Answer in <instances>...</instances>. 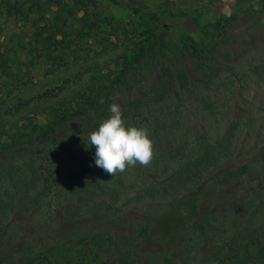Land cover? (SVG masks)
Listing matches in <instances>:
<instances>
[{
  "label": "rangeland",
  "instance_id": "rangeland-1",
  "mask_svg": "<svg viewBox=\"0 0 264 264\" xmlns=\"http://www.w3.org/2000/svg\"><path fill=\"white\" fill-rule=\"evenodd\" d=\"M123 1L160 12L174 34L199 37L201 25L225 20L227 27L215 33L226 40L223 67L207 81L197 78L189 61L160 69L164 76L186 70L190 83L162 104L123 114L126 126L148 129L154 158L148 167L137 163L114 177L95 164L89 133L99 125L69 138L75 124L54 128L43 97L69 99L87 88L154 25L109 0H62L27 19L0 15V51L10 58L9 75L0 76V264H14L24 249L61 242L68 252L77 232L89 238L98 233L89 240L93 244L148 222L151 235L138 246L136 264H160L164 252L188 245L186 255L177 253L179 264H221L208 260L210 247L188 226L187 214L168 213L173 204L201 192L200 181L171 180L206 144L216 146L208 155L211 167L192 175L207 179L221 166L254 164L255 176L204 191L198 203L201 218L214 228L212 241L224 247V256L236 254L225 264H254L245 245L256 227L264 228V0ZM96 15L103 20L100 26L93 25ZM124 100L119 97L117 104ZM14 135L28 148L5 150ZM81 147L86 165L108 190L92 191L72 181L69 164ZM105 200L120 210L111 213L97 205ZM90 264H110V259L102 255Z\"/></svg>",
  "mask_w": 264,
  "mask_h": 264
},
{
  "label": "trees",
  "instance_id": "trees-1",
  "mask_svg": "<svg viewBox=\"0 0 264 264\" xmlns=\"http://www.w3.org/2000/svg\"><path fill=\"white\" fill-rule=\"evenodd\" d=\"M109 1L115 5L124 6L135 15L144 18L154 25V29L139 34L138 40L134 44H127L124 53L114 59V67L109 68L103 77L94 76L96 78L91 79L87 88L74 92L69 99H57L52 95L43 97L44 101L49 103L47 110L52 117L51 125L54 128L75 124L76 130L70 133L69 138H73L74 134L81 135L108 119L111 115L110 105L117 103V99L121 96L125 97V100L120 104L121 110L124 115H130L140 112L148 106L164 103L189 85L190 76L186 70H181L174 76H164L160 75L162 67L189 61L195 75L202 81L213 79L219 69L223 67V46L226 40L222 35L215 33L221 32L227 27L224 23L225 20L201 25L199 37L187 32L174 34L160 12H150L123 0ZM26 4L29 5L27 9L25 8ZM61 4L62 0H0V15L5 14L7 18L27 19L34 10L38 11L45 6L52 7ZM256 13H263V11H256ZM228 20L236 21L237 16ZM102 23L103 20L98 15L94 16V26H100ZM1 36L2 32L0 31ZM9 62L8 54L0 51V76L9 75ZM215 71H217L216 74ZM138 88L141 90L140 94L131 97V94ZM101 100L103 103L100 102ZM21 138L16 135L12 136L11 143L4 149H7L9 153L27 149L28 143L21 142ZM208 145L210 144H206V148H201L197 157H191L184 161L171 180V183L174 184L200 181L199 183H202L201 192H196L195 195L185 198L180 203L173 204L168 213L175 216L187 214L188 226L202 244L210 247L211 252L208 260L213 263L221 261V264H225L226 262L230 263L236 254L234 250H231L228 255L224 256V247L214 240L212 241L214 228L207 218H201L198 203L204 191L230 188L240 181L255 176V167L253 163L232 168L221 166L214 176L207 179L204 178L203 173L192 175L193 171L197 172L211 167L208 155L216 146ZM80 150V158L74 157L69 164L72 181L77 185L79 183L81 187L86 184L84 187L93 189L92 191L98 188H100L99 190H108L107 187L101 186L94 174V169L90 165H86L83 147ZM94 195L96 194L94 193ZM114 203L105 200L97 202V205L112 213L115 210H120L114 208ZM151 225L152 222H148L143 227H133L130 232L115 234V237L110 236L111 241L101 240L93 244L90 242L98 238L96 236L98 233H94L91 235L92 238H89L77 232L74 248L69 247L68 252L64 248L63 242L54 246H43L38 251L24 249L20 252L19 260L14 264H90L99 261L102 255L110 259V264H136L138 246L150 237ZM90 239L91 241H89ZM90 246H93V250L86 249ZM188 247L189 245L180 248L174 247L170 253L164 252L160 264H179L176 260L177 253L181 251L183 255H186L189 251ZM245 251L251 255L250 258L254 264H264L263 227H256L248 235Z\"/></svg>",
  "mask_w": 264,
  "mask_h": 264
},
{
  "label": "clouds",
  "instance_id": "clouds-1",
  "mask_svg": "<svg viewBox=\"0 0 264 264\" xmlns=\"http://www.w3.org/2000/svg\"><path fill=\"white\" fill-rule=\"evenodd\" d=\"M110 112V117L89 133L90 145L96 148V166L114 177L137 163L148 167L154 158V144L148 129L126 126L117 103L110 105Z\"/></svg>",
  "mask_w": 264,
  "mask_h": 264
}]
</instances>
